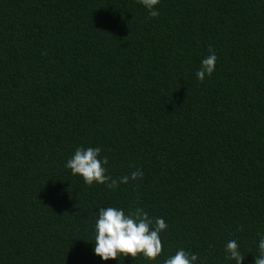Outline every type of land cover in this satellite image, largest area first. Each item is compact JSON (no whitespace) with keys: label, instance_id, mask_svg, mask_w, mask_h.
I'll return each mask as SVG.
<instances>
[{"label":"trees","instance_id":"16d2710c","mask_svg":"<svg viewBox=\"0 0 264 264\" xmlns=\"http://www.w3.org/2000/svg\"><path fill=\"white\" fill-rule=\"evenodd\" d=\"M0 0V264L94 254L100 207L163 218V255L255 264L264 232V0ZM214 49L216 71L196 72ZM100 147L114 179L65 167ZM120 264H153L128 257Z\"/></svg>","mask_w":264,"mask_h":264},{"label":"clouds","instance_id":"9594fccd","mask_svg":"<svg viewBox=\"0 0 264 264\" xmlns=\"http://www.w3.org/2000/svg\"><path fill=\"white\" fill-rule=\"evenodd\" d=\"M148 10L152 18L160 15L158 10L161 0H138ZM218 57L214 49L209 48V55L201 61V66L196 72L200 82L206 77H211L216 71ZM100 147L76 148L74 154L67 160L65 167L73 176H79L83 181L92 186L94 184L106 185L115 190L121 184L127 185L130 181L141 179L143 171L137 169L130 176L125 175L114 179L108 174L109 160L101 156ZM96 213L94 224V254L102 261H123L128 257L136 259L143 257L153 264L163 255L162 233L166 232L168 225L163 218L153 220L143 209L125 211L122 207H100ZM257 255L254 256L255 264H264V232H258ZM226 259L234 264H243V256L239 243L235 240L227 241L225 245ZM163 264H205L201 258L184 248L177 249L174 254H169L163 259Z\"/></svg>","mask_w":264,"mask_h":264}]
</instances>
